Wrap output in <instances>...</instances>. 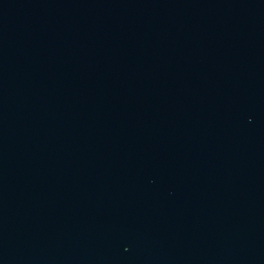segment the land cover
<instances>
[{"label":"water","instance_id":"obj_1","mask_svg":"<svg viewBox=\"0 0 264 264\" xmlns=\"http://www.w3.org/2000/svg\"><path fill=\"white\" fill-rule=\"evenodd\" d=\"M0 264H264V0H0Z\"/></svg>","mask_w":264,"mask_h":264}]
</instances>
